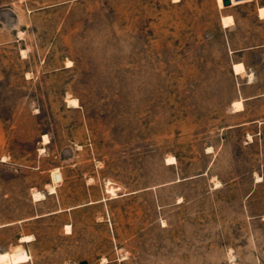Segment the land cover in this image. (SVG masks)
<instances>
[{"label": "rangeland", "instance_id": "1", "mask_svg": "<svg viewBox=\"0 0 264 264\" xmlns=\"http://www.w3.org/2000/svg\"><path fill=\"white\" fill-rule=\"evenodd\" d=\"M262 6L0 0V254L264 264Z\"/></svg>", "mask_w": 264, "mask_h": 264}, {"label": "bare ground", "instance_id": "2", "mask_svg": "<svg viewBox=\"0 0 264 264\" xmlns=\"http://www.w3.org/2000/svg\"><path fill=\"white\" fill-rule=\"evenodd\" d=\"M248 1V0H247ZM219 2V5L222 6V3H223V0H218ZM245 1H241V2H235L234 0H232V3L234 5L236 4H240V3H243ZM259 14H260V17L262 18L264 16V7L262 6L260 9H259ZM232 20H233V17L232 16H229V17H223L222 21H223V26L224 27H229L230 24H232ZM234 70H235V73L239 74V73H242L244 71V66L242 64H235L234 65ZM74 103H76V101H74ZM234 106L237 110H240L242 108V105H241V102H235L234 103ZM44 141H47L48 142V139L46 136H44ZM36 197H40L41 196V193H38V194H35ZM12 261H11V258H10V255L9 253H5V254H0V264H11Z\"/></svg>", "mask_w": 264, "mask_h": 264}, {"label": "water", "instance_id": "3", "mask_svg": "<svg viewBox=\"0 0 264 264\" xmlns=\"http://www.w3.org/2000/svg\"><path fill=\"white\" fill-rule=\"evenodd\" d=\"M235 2L247 1V0H234ZM224 6H231L232 0H223ZM80 264H88L86 261L80 262Z\"/></svg>", "mask_w": 264, "mask_h": 264}, {"label": "crops", "instance_id": "4", "mask_svg": "<svg viewBox=\"0 0 264 264\" xmlns=\"http://www.w3.org/2000/svg\"><path fill=\"white\" fill-rule=\"evenodd\" d=\"M248 1H251V0H248ZM245 2H246V1H245ZM258 15H259V13H258ZM227 16H229V15H227ZM230 16H232V15H230ZM234 18H235V17H234ZM234 18H233V19H234ZM233 24H234V23H233ZM227 28H228V27H227ZM235 64H243V66H244V71H243V73H246V72H247V65L245 64V62H242V61H240V62H236V63L234 62V63H233V71H234V65H235ZM234 73H235V72H234ZM243 73H240V74H236V73H235V74H236V75H241V74H243ZM242 102H243V101H242ZM242 110H243V109H242ZM239 112H240V111H239Z\"/></svg>", "mask_w": 264, "mask_h": 264}]
</instances>
